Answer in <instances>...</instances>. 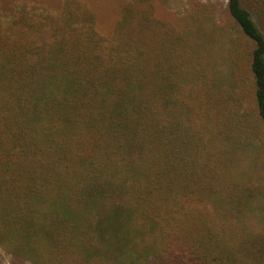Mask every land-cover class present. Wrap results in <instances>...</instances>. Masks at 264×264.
Listing matches in <instances>:
<instances>
[{"label":"trees","instance_id":"16d2710c","mask_svg":"<svg viewBox=\"0 0 264 264\" xmlns=\"http://www.w3.org/2000/svg\"><path fill=\"white\" fill-rule=\"evenodd\" d=\"M0 0V264H264V0Z\"/></svg>","mask_w":264,"mask_h":264},{"label":"rangeland","instance_id":"374dc122","mask_svg":"<svg viewBox=\"0 0 264 264\" xmlns=\"http://www.w3.org/2000/svg\"><path fill=\"white\" fill-rule=\"evenodd\" d=\"M63 0H3L1 10H8L13 4L28 2L38 4L50 9L57 8ZM94 10L97 16V26L104 35H109L117 20L118 11L129 0H84ZM223 1V0H213ZM209 0H154L158 18L177 25L181 17L190 9L195 8Z\"/></svg>","mask_w":264,"mask_h":264}]
</instances>
